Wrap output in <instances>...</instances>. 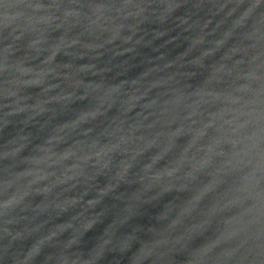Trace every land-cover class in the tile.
Listing matches in <instances>:
<instances>
[{"label":"water","instance_id":"95a60500","mask_svg":"<svg viewBox=\"0 0 264 264\" xmlns=\"http://www.w3.org/2000/svg\"><path fill=\"white\" fill-rule=\"evenodd\" d=\"M0 264H264V0H0Z\"/></svg>","mask_w":264,"mask_h":264}]
</instances>
